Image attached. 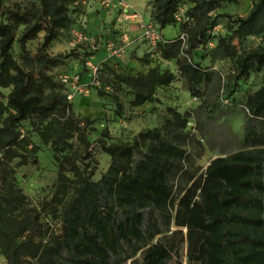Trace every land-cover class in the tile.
Listing matches in <instances>:
<instances>
[{
  "label": "trees",
  "instance_id": "16d2710c",
  "mask_svg": "<svg viewBox=\"0 0 264 264\" xmlns=\"http://www.w3.org/2000/svg\"><path fill=\"white\" fill-rule=\"evenodd\" d=\"M77 1L39 0L38 8L5 12L0 0V17L8 18L0 21V97L6 99L0 100V254L6 264H264V0H255L244 17L222 14L229 24L223 36L212 12L238 0H151L162 35L156 52L175 62L193 97L211 79L202 61L213 43L232 62L226 100L240 104L232 93L251 74L262 73V85L244 91L242 139L229 119L219 121L218 104L197 117L193 129L192 113L172 107L159 127L141 130L129 142L108 143L104 128L97 143L110 163L97 180L91 120L74 113L65 86L49 73L78 54L47 51L72 23L70 7ZM19 25L24 29L17 38ZM168 25H178L177 36H163ZM40 32L43 39L31 54L27 42ZM259 32L257 47L240 50L232 43ZM197 50L198 62L192 58ZM109 70L110 79L102 83L98 69V84L88 85L112 100L119 117L125 115L120 92L128 91L129 106L139 107L156 101L157 88L175 78L154 66L135 74ZM83 71L89 74L85 62ZM26 120L51 146L56 163L53 192L36 206L15 178L14 161L28 164L27 153L35 150L20 127ZM206 148L218 153L203 169L198 160Z\"/></svg>",
  "mask_w": 264,
  "mask_h": 264
},
{
  "label": "rangeland",
  "instance_id": "374dc122",
  "mask_svg": "<svg viewBox=\"0 0 264 264\" xmlns=\"http://www.w3.org/2000/svg\"><path fill=\"white\" fill-rule=\"evenodd\" d=\"M117 1L112 0L106 4L104 0H78L70 7L72 23L62 30L57 40L52 42L47 51L54 55L58 53H69L74 50L78 53L67 59L64 65L49 71L56 81L61 75H81V83L89 84L91 79L87 71H83L84 62L90 61L99 68L101 82L110 79L109 66L117 71H126L130 74L146 72L150 66L156 67L160 72L165 70L175 74L174 80L168 86L157 88L155 99L152 103H145L139 107L129 106L131 95L128 91L120 92V97L125 105V115L119 117L114 112V104L108 96L97 94L98 88L87 85L88 92L77 94L71 101L72 109L80 118L91 120V128L88 129V138L91 142V156L96 161L95 173L92 177L97 180L103 175L110 163V157L101 151L97 139L101 131L107 128L110 138L108 143H125L131 141L132 137L146 128L159 127L166 116V108L172 107L181 113L191 112L188 128L193 129L195 119L203 118V114L219 105L217 115L219 121L229 119L232 130L240 139L243 138V126L245 121V110L243 103L246 99L244 91L254 92L262 85V73L251 74L244 81H239L232 95L240 104L232 105L231 100H226L224 95L230 93L232 89V62L223 56L221 48H217L213 43L205 50L203 65L208 67L211 73L210 81L201 87V96L193 97L183 81L179 78L175 62L160 60L155 46L148 38L142 36L141 25L149 22L156 25L153 15L151 0H141L140 5L134 7L129 0L131 13L137 16L134 19L120 21L122 10L117 5ZM255 0H238L236 3H226L222 7L212 12V17L217 18V29L215 31L223 36L228 32V21L222 14H229L233 17H244L248 14ZM39 0H4V10L24 12L30 8H38ZM136 8V9H135ZM122 18V16H121ZM7 21V15L0 17V21ZM130 24H136L131 28ZM24 25H19L16 29V37L21 35ZM180 29L178 25H168L164 30L165 38H173L178 35ZM127 35L129 44L124 52L119 55L112 53L113 50L123 44V35ZM81 36V37H80ZM43 39V32H40L34 40L27 42V49L31 54L36 52L39 43ZM233 45L237 49L257 47L262 43V32L250 35L244 41L234 38ZM20 50L18 44L14 45V54L17 56ZM85 54V56L83 55ZM202 51L197 50L192 54L195 61L201 60ZM107 90H110L107 87ZM9 89L3 90L4 95ZM0 100L5 102L4 97ZM22 131L30 136L31 146L34 151H28L29 163L26 165L17 164L14 161L15 178L17 185L26 194L28 204L36 206L42 200L50 197L54 189L56 179V163L53 157V150L50 145L43 144L36 131L33 129V122L23 121L20 125ZM75 148L80 150L78 144ZM218 153V149H205L198 163L204 169L209 161ZM95 166V164L93 165ZM53 225L59 229L60 222L54 220ZM0 264H6V260L0 254Z\"/></svg>",
  "mask_w": 264,
  "mask_h": 264
},
{
  "label": "built area",
  "instance_id": "2783aa9c",
  "mask_svg": "<svg viewBox=\"0 0 264 264\" xmlns=\"http://www.w3.org/2000/svg\"><path fill=\"white\" fill-rule=\"evenodd\" d=\"M112 0H104V3L109 4ZM117 5L121 8L122 13L119 18L120 21L127 19H134L137 15L135 13H131L132 6L127 0H119L117 1ZM182 16L181 12L176 14L177 20H180ZM142 27V36L144 38H148L151 41L152 45H156L162 39V35L158 27L154 24H150L149 22L141 25ZM214 29H217L215 27ZM81 37V36H80ZM184 38V35H182ZM123 44L113 50L112 53L119 55L124 52L125 47L129 44V39L127 35H123L122 38ZM85 66L89 69V75L91 76V83L98 84L97 74H98V66L91 63L90 61L85 62ZM60 82L65 86L64 93L66 95V99L71 102L77 94L88 92V84L81 83V75L76 73L73 75H61L59 78Z\"/></svg>",
  "mask_w": 264,
  "mask_h": 264
},
{
  "label": "crops",
  "instance_id": "0c3cea01",
  "mask_svg": "<svg viewBox=\"0 0 264 264\" xmlns=\"http://www.w3.org/2000/svg\"><path fill=\"white\" fill-rule=\"evenodd\" d=\"M141 0H129V2L134 6V7H137L138 5H140V2ZM136 9V8H135ZM136 26V24H130L129 26L131 27V28H134L135 26ZM164 30H165V28L162 30V33H163V35L165 34L164 33Z\"/></svg>",
  "mask_w": 264,
  "mask_h": 264
}]
</instances>
